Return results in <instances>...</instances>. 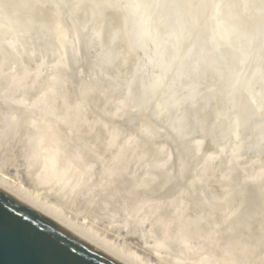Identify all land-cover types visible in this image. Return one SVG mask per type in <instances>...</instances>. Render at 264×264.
Here are the masks:
<instances>
[{"label":"rangeland","instance_id":"rangeland-1","mask_svg":"<svg viewBox=\"0 0 264 264\" xmlns=\"http://www.w3.org/2000/svg\"><path fill=\"white\" fill-rule=\"evenodd\" d=\"M42 1L4 0L3 2V0H0L2 4H0V23L1 18L4 19V21L2 20V28H4L3 23L6 25V22H8L9 26L6 27L4 25L5 29L10 27L11 30L12 28L17 29L20 27L18 28V33L15 34L17 36H14V34L5 35L0 32V176L3 174V176L9 178V183L0 181V184L7 189L16 190V192L18 190L17 187L22 185L28 188L31 193L39 195L38 197L42 201L53 203L59 209L58 212L47 208L33 196L17 192L27 202L61 220L72 230L84 237L86 236V238L91 239L101 247H105L112 254L129 264H189L188 262H190V256L187 257L189 253L179 252L174 247V250L171 249L172 241H166V239H171L165 237L167 231L158 221L155 222L153 220L155 225L152 223L153 221H147L143 224L144 226L142 225V228L140 226H138L140 228L136 227V222L133 226L136 215L140 211L139 209L147 204L148 206L151 204L154 207V217L161 211L171 212L173 208L181 215L190 212L193 216L194 212L199 210L197 213L195 212L198 222L195 223L196 225L192 231L195 235L202 230L200 234L195 235V238L200 239L194 240L192 237H188L187 241H191L192 245L194 244L193 246L196 244V250L198 251L203 250L201 246L204 242H208L207 244L210 243L209 245H211L215 244V240H217V243L221 242L224 246L226 244V252L216 255L217 260L221 264H264V112L261 113L264 109V101H261L262 99L264 100V89H262L264 88V74H262V72L264 73V46L262 52L252 56L253 60L251 59L252 57L249 58L252 61H247L255 68L259 66L262 71L259 67L258 70L260 71L253 68L252 65H249L250 63H245L248 68L243 67L242 63L240 65L241 68L231 69V72H234L232 76H234V79L236 78V80L233 79L234 84L229 79L223 76L220 77L221 73L218 76L217 74L219 73L215 71H210L211 73L208 72L207 74L204 72L202 87L198 89H201V92H198L199 94L197 93L196 96L189 97L190 100L192 98L191 101L183 100L186 96L181 95L176 97H184L183 99L181 98L183 102L175 98V95L173 97L175 99L172 97V99H169L172 94L168 96L170 93L168 94L167 90L163 88L153 89L154 91L159 90L160 94L157 91L156 94L152 92L150 93L151 98L148 99L152 86L149 85V78H147V74L141 68L142 65L139 64V55L131 47L124 31L125 35L122 34L123 32L120 33L122 36L119 35V39L114 42L115 44L113 43L112 45L110 42V45L106 41V46L109 47H104L107 50L102 49V52L96 51V53L93 49L91 51L85 41L81 39H77L74 44L63 49L59 44H54L57 40L55 41L53 30L50 29L53 27L52 22L53 25H57L58 22H66L65 15L63 14L62 16V18L65 17L64 19H60L61 15H59L63 9L60 12L58 11L59 8H62L57 7L60 6V3L57 2L58 0H48L49 2L45 0L46 3L44 2V5ZM9 2L12 3L10 4ZM16 5L18 8L15 7ZM22 5H24L23 7L26 6L27 11L25 8H21ZM12 9L13 11H11ZM18 9L21 10V13L18 12L15 15V11H19ZM7 10H9L10 16ZM23 11L25 13H22ZM116 11L118 12V10H115V14L112 13L111 15L113 20L109 16L107 17L110 18L108 20L111 23H109L108 30L112 29L111 27L114 25H116L115 27L124 28L122 17ZM17 14H20L21 19L18 20ZM23 15L28 16V18L26 16L23 17ZM13 16L14 18H12ZM13 19H15V23ZM19 21H23L21 23L22 26ZM69 21L67 19L70 26L65 25L68 24L67 22L64 25L70 31L69 33L75 36V28L73 32L72 23ZM12 24L15 26L11 27ZM23 25L26 27L22 30L21 27ZM36 25L38 28H36ZM47 25L51 26L46 29ZM28 29L30 33H28ZM39 29H41V33L44 30L45 34H38ZM31 31H34V34ZM29 34L31 35L28 37ZM8 36L12 38H8ZM52 37L54 39H51ZM51 43H53L52 47L50 46ZM135 52L136 54H134ZM102 55L103 57H101ZM109 55H112V58ZM57 60L60 62L57 63ZM217 67L218 65L213 67V69L215 68L216 70ZM242 67L245 71L253 68L254 72L249 69L250 72L258 76L252 78V74L249 71V73L246 72V75L245 71L244 73L241 71L243 70ZM204 69H207V66ZM257 77L258 79L255 80L254 78ZM220 78H223L224 81ZM244 80L247 81L244 82ZM228 82H231V84ZM254 85L256 87H252ZM235 89L236 92L234 93ZM164 90L168 94L165 97V93L161 92ZM259 90H262L261 93ZM259 93L263 96L259 97ZM36 94L41 95L36 97ZM72 94L74 95L72 96ZM254 94L258 95V97H255ZM232 95L234 98H231ZM228 98L230 99L229 101ZM256 98L259 99L256 100ZM162 100L166 103L165 105L161 102ZM178 101L180 105H178ZM157 105L158 107H154ZM165 107L168 109H165ZM233 118L236 120L234 121ZM176 123L179 125L174 127L177 125ZM180 123L182 124L181 126ZM32 132L35 136L31 137ZM93 135L98 137L102 135L104 139ZM84 136L88 140H85ZM30 137L33 140L36 138L40 142L41 149L39 151H37L35 146L36 140L35 142L31 141ZM75 143L77 147H81H78L77 150H81L77 151L78 153L74 150L72 151L84 155L85 166L89 160H92V164H90L91 162L87 163L89 168L96 169L98 165L104 166L103 168L110 174V180L112 179L116 185L118 184L120 188L123 186V189H125L128 184V188L126 186L127 190L125 189V192H121L122 197H119V199L121 198L119 204H121L122 208L119 204L113 205V207L110 204L111 208L109 209L112 210H109L104 203L102 204L98 200L100 197L87 195L89 198L86 194L80 193L79 188L76 189L73 186H68L62 192L58 191L59 194L57 195V190L52 183L38 182V185H34L36 184L34 173L37 170L35 154L38 153L39 161H42L44 156L43 147L56 149L58 147L63 148L65 147L63 145H66L72 146L70 149L76 150L74 148L76 146ZM87 155L92 157L89 158ZM151 156L156 157L152 158ZM86 158L89 159L87 160ZM94 159L95 163L93 164ZM78 164L82 163L79 162ZM108 176L107 179H109ZM121 178L122 181H120ZM134 178H138V181ZM136 181L138 183H135ZM121 182L124 184L127 182V184L124 185ZM133 185L136 187L134 188ZM129 186L132 187L130 188ZM170 190L171 192H169ZM140 191H142L143 195ZM132 193L134 197H132ZM135 194H138L137 197L141 200L139 202L136 200L137 204L141 205L140 208L134 202L135 200L131 199L133 201L132 206L130 205V200H126L131 197L135 198ZM92 198L94 200H91ZM122 198L123 200L126 198V205L122 204L124 202ZM143 199L148 201L145 202ZM192 202L195 203L192 204ZM123 205L126 207H123ZM117 206L121 209L119 207L115 209ZM96 207L101 208L97 209ZM104 208L107 209L106 212L101 210ZM135 208L139 211H136ZM122 209L126 210L122 211ZM135 211L137 214L134 213ZM134 214L135 216H133ZM212 214L216 216H213V218L210 216ZM129 216L134 217V220ZM216 219L219 221H214ZM200 221L202 222L200 223ZM211 222L212 224H210ZM138 230L140 231L139 233ZM105 239L110 242V245L102 241ZM228 246L230 247L229 249ZM243 249L245 250L243 251ZM175 250L182 256L178 257L179 254ZM236 251L238 252L236 253ZM132 254L135 259L128 256ZM183 257L187 260L183 259ZM182 259L188 262H183Z\"/></svg>","mask_w":264,"mask_h":264},{"label":"bare ground","instance_id":"bare-ground-1","mask_svg":"<svg viewBox=\"0 0 264 264\" xmlns=\"http://www.w3.org/2000/svg\"><path fill=\"white\" fill-rule=\"evenodd\" d=\"M42 1V0H40ZM48 1V0H46ZM4 2V0H3ZM2 2V3H3ZM37 2V1H36ZM43 5H44V1ZM41 2V3H42ZM49 2V1H48ZM51 2V1H50ZM58 3H60L59 7H62L61 9L57 8L58 11L60 12V10L63 9V12L59 15H61L60 19H64L66 17V22L67 19L70 20L69 22L72 23V31L74 32V28H75V36H72L68 30V28L65 26H70V24H65L64 22H58V24H54L52 22V26L50 29L53 30V35L55 36V41L56 43L54 44H59L63 49L65 47H68L72 44L75 43V41L78 40H84L85 43L89 46V49L91 51H101L102 49H104V47H109L106 46V41H108L107 43H109L111 45H113V43L118 40L119 35H121L120 33H122L123 31L126 34L127 39L129 40V43L131 45V47L137 52V55H139V64H141V68L143 69L144 73L147 74V78H149V82L152 86V91L149 92V97H147L148 99L151 98V94L150 93H157L159 90H153V89H166L167 93H165L164 91H161L164 94V97L166 96V94L169 97V99H172L175 95V98H177L176 96L181 95V96H186L188 98H184V97H179L177 99H179V101L182 99L183 100H187V101H191L189 99V97H193L196 96L197 93L201 92V89H199V87L201 86L202 78H203V73L205 72L206 74L208 72H218L219 74H217L220 77H225L227 79H229V81H231L233 83V79H234V72H231V69L233 68H241V64L243 65V67H247L245 65L249 64L247 63V61L249 60V58H251L254 55L259 54L260 52H262L263 46H264V0H58ZM10 3V2H9ZM7 3V4H9ZM12 3V2H11ZM10 3V4H11ZM46 3V2H45ZM57 3V4H58ZM1 4V3H0ZM9 4V5H10ZM14 4V3H13ZM35 4V3H34ZM37 4V3H36ZM2 5V4H1ZM25 5V4H24ZM24 5L21 6V8H25L26 10V6L23 7ZM38 5V4H37ZM14 6V5H13ZM39 6V5H38ZM37 6V7H38ZM41 6V4H40ZM17 7V5L15 6ZM20 7V6H19ZM34 7V6H32ZM36 7V6H35ZM56 7V6H54ZM9 8V7H8ZM18 8V7H17ZM7 9V8H6ZM4 9V10H6ZM20 9V8H19ZM18 9V10H19ZM33 9V8H32ZM17 10V9H16ZM48 10V9H47ZM115 10H118V14L120 17H122V21L124 22V28H120V27H115L116 25H114L113 27H111L112 29L108 30L109 28V20L111 18L112 13L115 14ZM13 11V9L11 10ZM27 11V10H26ZM32 11V10H31ZM44 11V10H43ZM9 12V10H7V13ZM20 12L19 11H15V15L16 13ZM248 12V13H247ZM22 13H25L24 11ZM31 13V12H30ZM51 13V12H50ZM63 14L65 15V17L62 18ZM8 15L10 16V14L8 13ZM14 15V14H13ZM18 16V20L21 19L20 18V14H17ZM22 15V14H21ZM46 15V14H45ZM58 15V16H59ZM12 16V15H11ZM26 15H23V17ZM57 16V17H58ZM110 18H107V17ZM114 16V15H113ZM117 16V17H119ZM28 18V16H26ZM37 17V16H36ZM56 17V16H54ZM116 17V16H115ZM14 18V16L12 17ZM46 18V17H45ZM113 18V17H112ZM111 18V19H112ZM25 19V18H24ZM24 19H22L24 21ZM34 19V18H33ZM36 19V18H35ZM40 19V18H39ZM119 19V18H118ZM4 21V19L1 18V23H0V32L1 34H5V35H10V34H14V36H17L15 34L18 33V28L20 27H16L17 29H11L10 27L7 29H5V26H9V24H7L8 22L3 23V27L2 28V22ZM14 23H15V19H13ZM26 20V19H25ZM38 20V17H37ZM55 20V19H54ZM113 20V19H112ZM117 20V19H116ZM7 21V20H6ZM23 21H19V23H23ZM29 22V20H27ZM61 21V20H60ZM63 21V20H62ZM35 22V21H34ZM33 22V24H34ZM41 22V21H40ZM121 22V21H120ZM27 23V22H26ZM25 23V24H26ZM36 23V22H35ZM42 23V22H41ZM44 23V22H43ZM48 23V22H47ZM17 24V23H16ZM39 24V23H38ZM37 24V25H38ZM45 24V23H44ZM65 24V25H64ZM111 24V23H110ZM5 25V26H4ZM19 25V24H17ZM16 25V26H17ZM28 25V24H27ZM36 25V28H38ZM122 25V24H121ZM120 25V26H121ZM14 27L15 25H11V27ZM20 26V25H19ZM22 26V24H21ZM35 26V25H34ZM39 26V25H38ZM48 26L51 25H47L46 29H48ZM111 26V25H110ZM26 27L25 25H23V28ZM122 27V26H121ZM2 28V29H1ZM40 28V26H39ZM45 28V26H44ZM43 28V29H44ZM34 29V28H33ZM49 29V30H50ZM21 30V29H20ZM21 30V31H22ZM26 30V29H25ZM41 29H39L38 34H45L44 30L41 33L40 31ZM3 31V32H2ZM14 31V33H12ZM46 31V30H45ZM48 31V30H47ZM51 31V30H50ZM23 32V31H22ZM21 32V33H22ZM34 32V31H33ZM32 31L31 33L34 34ZM36 32V31H35ZM124 32L122 34H124ZM26 33V32H25ZM28 33L29 29H28ZM47 33V32H46ZM49 33V32H48ZM73 33V34H74ZM51 34V33H50ZM124 34V35H125ZM24 35V34H23ZM31 34L28 35V37ZM36 35V34H35ZM12 36V35H11ZM11 36H8V38H12ZM13 36V37H14ZM22 36V35H19ZM27 36V34H26ZM24 36V37H26ZM33 36V35H32ZM37 36V35H36ZM45 36V35H44ZM122 36V35H121ZM120 36V37H121ZM6 37V36H5ZM23 37V36H22ZM39 37V36H37ZM34 37V38H37ZM41 37V35H40ZM48 37V36H47ZM33 38V37H32ZM31 38V39H32ZM43 38V37H42ZM53 37L51 39H54ZM83 38V39H82ZM122 38V37H121ZM24 40V38H22ZM21 39V40H22ZM30 39V38H29ZM121 41V40H120ZM20 42V41H19ZM26 42V41H24ZM111 42V43H110ZM118 43V42H117ZM128 43V42H127ZM22 44V43H21ZM26 45V43H24ZM53 43L50 44V46ZM78 44V43H77ZM115 44V43H114ZM39 45V44H38ZM37 45V46H38ZM19 46V45H18ZM36 46V45H35ZM34 46V47H35ZM55 46V45H53ZM8 48V46H6ZM52 47V46H51ZM31 48V46H30ZM36 48V47H35ZM46 48V47H45ZM50 48V47H49ZM61 48V50H62ZM112 48V47H111ZM4 49V48H3ZM11 49V48H9ZM25 49V48H24ZM37 49V48H36ZM41 49V48H40ZM54 49V48H53ZM56 49V48H55ZM60 49V48H59ZM72 49V48H71ZM70 49V51H72ZM93 49V50H92ZM107 50V48H105ZM104 49V50H105ZM263 49V50H262ZM17 50V49H16ZM47 50V49H46ZM51 51V49H49ZM67 50V49H66ZM59 51V50H58ZM75 51V50H74ZM31 52V50H30ZM102 52V51H101ZM129 52V51H128ZM136 52L134 54H136ZM4 53V52H3ZM7 53V51H6ZM14 53V52H13ZM49 53V52H48ZM47 53V54H48ZM54 53V52H53ZM92 53V52H91ZM97 53V52H96ZM93 53V54H96ZM11 54V53H10ZM8 54V55H10ZM50 54V53H49ZM14 55V54H13ZM40 55V53H39ZM7 56V55H6ZM53 56V55H52ZM110 57L112 55H109ZM132 56V55H131ZM4 57V56H3ZM2 57V58H3ZM103 57V55L101 56ZM108 57V56H107ZM11 58V57H10ZM27 58V57H26ZM106 58V57H105ZM112 58V57H111ZM114 58V57H113ZM1 59V58H0ZM14 59V58H13ZM25 59V57H24ZM55 59V58H54ZM96 59V58H95ZM101 59V58H99ZM104 59V58H102ZM116 59V58H115ZM253 60V57L251 58ZM249 61H252V60ZM37 60V59H36ZM39 60V59H38ZM98 60V58H97ZM105 60V59H104ZM113 60V59H111ZM255 60V59H254ZM12 61V60H11ZM115 61V60H114ZM2 62V60H1ZM32 62V61H31ZM53 62V61H52ZM60 61L57 60V63H59ZM113 62V61H112ZM110 62V63H112ZM11 63V62H10ZM35 63V62H34ZM38 63V62H37ZM54 64H56L55 62H53ZM129 63V62H127ZM253 63V62H252ZM15 65V64H14ZM17 65V64H16ZM19 65V64H18ZM35 65V64H34ZM38 65V64H37ZM36 65V66H37ZM131 65V64H130ZM138 65V64H137ZM216 65H218L217 69L215 70V68L213 69V67H215ZM249 65H252L251 63ZM207 66V69H204V67ZM7 67V66H6ZM28 67V66H27ZM33 67V66H32ZM69 67V66H68ZM74 67V66H73ZM124 67V66H123ZM242 67V69H243ZM250 67V66H249ZM253 67V65H252ZM257 67V66H256ZM259 67V66H258ZM258 67L255 68L256 70H258ZM10 68V67H9ZM16 68V67H15ZM101 68V66H100ZM248 68V67H247ZM252 68V69H253ZM260 68V67H259ZM13 69V67H12ZM20 69V68H19ZM18 69V70H19ZM72 69V68H71ZM103 69V68H102ZM141 69V70H142ZM250 69V68H249ZM247 69L249 72L250 70L253 71L252 69ZM254 69V70H255ZM11 70V69H10ZM31 70V69H30ZM29 70V71H30ZM218 70V71H217ZM261 70V68H260ZM258 70V71H260ZM244 73V69L241 70ZM245 71V74L247 75ZM257 71V72H258ZM262 71V70H261ZM108 72V71H107ZM210 72V73H211ZM248 72V73H249ZM254 72V71H253ZM106 73V72H105ZM142 73V72H141ZM204 73V74H205ZM221 73V74H220ZM59 74V73H56ZM74 74V73H73ZM98 74V73H97ZM145 74V75H146ZM244 74V75H245ZM250 74H252V78L254 76H258V75H254L253 73L250 72ZM258 74V73H257ZM262 74H264L262 72ZM13 75V73H12ZM16 75V74H15ZM67 75V74H66ZM94 75V74H93ZM216 75V76H217ZM245 75V76H246ZM249 75V74H248ZM122 76V75H121ZM217 76V77H218ZM250 76V75H249ZM58 77V76H57ZM66 77V76H65ZM75 77V76H74ZM244 77V76H243ZM247 77V76H246ZM245 77V79H246ZM251 77V76H250ZM261 77V76H260ZM122 78V77H121ZM125 78V77H124ZM130 78V77H129ZM205 78V77H204ZM224 78V79H225ZM251 78V79H252ZM44 79V78H43ZM69 79V78H68ZM120 79V78H119ZM221 80H223V78H220ZM219 79V80H220ZM226 79V81H227ZM248 79V78H247ZM255 80L258 79L254 78ZM47 80V78H46ZM204 80V79H203ZM236 80V78L234 79ZM249 80V79H248ZM261 80V79H260ZM72 81V80H70ZM124 81V79H123ZM224 81V80H223ZM247 80H244V82ZM258 81V80H257ZM78 82V81H77ZM102 82V81H101ZM231 82H228L231 84ZM261 82V81H260ZM223 83V82H222ZM43 84V83H42ZM83 84V83H82ZM221 84V83H220ZM228 84V85H230ZM234 84V83H233ZM235 84H237L235 82ZM240 84V83H238ZM248 84V83H247ZM245 84V85H247ZM253 84V83H252ZM257 84H259L257 82ZM44 85V84H43ZM70 85V84H69ZM95 85V84H94ZM118 85V84H117ZM217 85V83H216ZM42 86V85H41ZM63 86V85H62ZM114 86V85H113ZM140 86V85H139ZM144 86V85H143ZM150 86V87H151ZM227 86V85H226ZM258 86V85H257ZM71 87V86H70ZM126 87V86H125ZM142 87V86H141ZM149 87V86H148ZM251 87V86H249ZM252 87H256L255 85ZM62 88V87H61ZM109 88V87H108ZM113 88V87H112ZM128 88V87H127ZM221 88V87H220ZM229 88V87H228ZM262 88V87H261ZM39 89V88H38ZM69 89V88H68ZM264 89V88H262ZM128 90V89H126ZM198 90V91H197ZM42 91V90H41ZM72 91V90H71ZM74 91V90H73ZM76 91V90H75ZM110 91V90H109ZM157 91V92H156ZM262 90H259V92L261 93ZM65 92V91H64ZM147 92V91H146ZM145 92V94L147 95V93ZM160 92V91H159ZM158 92V93H159ZM229 92V91H228ZM234 93L236 92L233 91ZM257 92V91H254ZM41 93V92H39ZM198 93V94H199ZM230 93V92H229ZM232 93V92H231ZM230 93V94H231ZM259 93V95H260ZM42 94V93H41ZM39 94V95H41ZM66 94V93H64ZM144 94V95H145ZM160 94V93H159ZM233 94V93H232ZM30 95V94H29ZM38 94H36L37 97ZM38 95V97H39ZM74 94H72L73 96ZM119 95V94H118ZM137 95V94H136ZM142 95V94H141ZM158 95V94H157ZM163 95V94H161ZM235 95V94H234ZM255 97H258V95L256 96V94H254ZM70 96V95H69ZM128 96V95H125ZM229 96V95H228ZM263 95H260L259 97H261ZM172 97V98H171ZM234 98V96L232 95L231 98ZM253 97V96H252ZM264 97V96H263ZM135 98V97H134ZM133 98V99H134ZM159 99V95L157 97ZM173 98V99H175ZM182 98V99H181ZM129 99V98H128ZM141 99V98H140ZM147 99V100H148ZM189 99V100H188ZM259 99V98H258ZM256 98V100H258ZM73 100V99H72ZM168 101V99H166ZM218 100V99H217ZM230 99L228 98V101ZM261 100V98H260ZM259 100V101H260ZM98 101V100H97ZM116 101V100H115ZM131 101V100H130ZM159 101V100H158ZM157 101V102H158ZM179 101L177 102L178 105H180ZM180 101V102H181ZM234 101V100H233ZM261 101H264L263 99ZM96 102V101H95ZM105 102V101H104ZM129 102V101H128ZM136 102V101H135ZM162 103L163 100L161 101ZM160 102V103H161ZM175 102V101H173ZM183 102V101H182ZM215 102V101H214ZM153 103V102H152ZM156 103V102H155ZM161 103V104H162ZM176 103V102H175ZM188 103V102H187ZM166 103H164L165 105ZM171 104V103H170ZM183 104V103H181ZM220 104V103H219ZM232 104V103H231ZM60 105V104H59ZM151 105V104H150ZM169 105V103H168ZM174 105V104H173ZM187 105V104H186ZM264 105V104H263ZM104 106V105H102ZM116 106V105H115ZM118 106V105H117ZM149 106V105H148ZM167 106V105H166ZM172 106V105H171ZM100 107V106H99ZM112 107V106H111ZM152 107V105H151ZM154 107H158L154 106ZM160 107V106H159ZM215 107V106H214ZM121 108V107H120ZM172 108V107H171ZM170 108V109H171ZM180 108V107H179ZM183 108V106H182ZM230 108V107H228ZM156 109V108H155ZM165 109H168L165 107ZM154 111V110H153ZM164 111V110H163ZM228 111V110H227ZM226 111V112H227ZM234 111V110H232ZM261 111V109H260ZM150 112V111H149ZM171 112V111H170ZM189 112V111H188ZM230 112V110H229ZM264 112L261 111V113ZM56 113V112H55ZM99 113V112H98ZM153 113V112H152ZM220 113V112H219ZM144 114H146L144 112ZM162 114V113H161ZM170 114V113H169ZM176 114V113H175ZM196 114V113H195ZM230 114V113H228ZM148 115V114H147ZM178 115V113H177ZM192 115V114H191ZM227 115V114H226ZM150 116V115H149ZM190 116V115H189ZM200 116V115H198ZM212 116V115H211ZM144 117V115H143ZM195 117V116H194ZM197 117V116H196ZM201 117V116H200ZM216 117V116H215ZM234 117V116H233ZM239 117V116H238ZM262 117V116H261ZM213 118V117H212ZM218 118V117H217ZM103 119V118H102ZM193 119V118H192ZM197 119V118H196ZM232 119V118H230ZM234 121L236 120L235 118H233ZM142 120V119H141ZM239 120V119H237ZM130 121V120H129ZM191 121V119H190ZM196 121V120H195ZM230 121V120H229ZM118 122V121H117ZM132 122V121H131ZM145 122V121H144ZM135 123V122H134ZM137 123V122H136ZM209 123V122H208ZM231 123V122H230ZM240 123V122H239ZM126 124V123H125ZM141 124V123H140ZM150 124V123H149ZM153 124V123H152ZM177 124V123H176ZM223 124V123H222ZM232 124V123H231ZM238 124V123H237ZM179 124H177L174 127H177ZM182 124L180 123V126ZM234 125V123H233ZM90 126V125H89ZM155 126V125H154ZM179 126V127H180ZM228 126V125H227ZM91 127V126H90ZM129 127V125H128ZM178 127V128H179ZM233 127V126H232ZM138 128V127H137ZM130 130V128H128ZM132 129V128H131ZM235 129V128H234ZM134 130V128H133ZM230 130V129H229ZM239 130V128H238ZM92 131V130H90ZM98 131V130H97ZM96 131V133H97ZM27 132V131H26ZM128 132V131H127ZM186 132V130H185ZM28 133V132H27ZM27 133H25L27 135ZM33 133V132H32ZM31 133V134H32ZM114 133V132H113ZM135 133V132H134ZM231 133V132H230ZM239 133V131H238ZM261 133V132H260ZM24 134V133H23ZM29 134V133H28ZM87 134V133H85ZM99 134V133H98ZM97 134V135H98ZM112 134V133H111ZM237 134V133H235ZM253 134V133H252ZM84 135V134H83ZM93 135L94 137H98V136ZM104 135V134H103ZM254 135V134H253ZM32 136H35V134L33 133ZM86 136V135H85ZM84 136V138H85ZM100 137L98 138H103L102 135H99ZM102 136V137H101ZM106 136V135H105ZM113 136V135H112ZM230 137V135H228ZM30 140L34 141L33 138ZM87 137V136H86ZM225 137V136H224ZM223 137V138H224ZM232 137V136H231ZM245 137V136H244ZM219 138V137H218ZM234 138V136H233ZM253 138V137H252ZM87 138H85L86 140ZM94 139V138H93ZM104 139V138H103ZM108 139V138H107ZM203 139V138H202ZM232 139V138H231ZM239 139V138H238ZM88 140V139H87ZM197 140V139H196ZM222 140V139H221ZM220 140V141H221ZM236 140V139H235ZM102 141V140H101ZM107 141V140H106ZM105 141V142H106ZM117 141L119 142V140L117 139ZM89 142V141H88ZM103 142V141H102ZM107 144V143H106ZM105 144V145H106ZM34 145V143H33ZM76 145V143H75ZM73 145V146H75ZM103 145V146H105ZM142 145V144H140ZM193 145V144H192ZM256 145V144H255ZM36 149L37 151H39L41 149L40 147V142H38L36 140ZM65 147L63 148H56V149H50V148H44V156L42 158V161H39V155L35 154L36 156V163H37V170L36 173H34L35 177H34V181L36 184H34L35 186L38 185V182H48V183H52V185L56 188V193L57 195L59 194L58 191L62 192L64 189H66L68 186H73L76 189H78L80 191V193L82 192V194H86L87 195H95L96 197L98 196V198L100 197L101 203L107 206V208H111L113 207V205H118L119 204V197H122L121 192H125L124 190L126 189V186L128 185L127 182L126 184L125 181L124 185L125 189H123L124 187L122 186V188H120L118 186V184L116 185L114 183V181H112V179L110 180V174L106 172V169H104L101 165L98 167H96V169L94 168H89L87 166V163L91 162L90 160L86 163L85 166V162H84V155H80L77 154L79 152V150L77 148H81L80 146L77 147V145L74 147L75 149H70V147L72 146H66L63 145ZM108 146V145H106ZM145 146V145H144ZM149 146V145H148ZM147 147V146H146ZM154 147V146H152ZM181 147V146H180ZM209 147V146H208ZM250 147V146H249ZM256 147V146H254ZM101 148V147H100ZM106 148V147H105ZM104 148V149H105ZM148 148V147H147ZM151 148V147H150ZM182 148V147H181ZM96 149V148H95ZM103 149V148H102ZM144 149V148H143ZM178 149V148H177ZM207 149V147H206ZM248 149V148H247ZM259 149V148H258ZM78 151L77 153H75L74 151ZM141 150V148H140ZM150 150V149H149ZM148 150V152H149ZM176 150V149H175ZM186 150V149H185ZM188 150V149H187ZM209 150V149H208ZM208 150H206L208 152ZM252 150V149H251ZM263 150V149H262ZM95 151V150H94ZM106 151V150H105ZM183 151V150H182ZM264 151V150H263ZM81 153L84 151H80ZM97 152V151H96ZM102 152V150H101ZM110 152V151H109ZM108 152V153H109ZM159 152V151H158ZM181 152V150H180ZM190 152V151H189ZM253 152V151H252ZM85 153V152H84ZM87 153V152H86ZM182 153V152H181ZM264 153V152H263ZM102 154V153H99ZM111 154V152H110ZM158 154V153H157ZM190 154V153H188ZM106 155V154H105ZM109 155V154H108ZM107 155V156H108ZM153 155V154H152ZM157 156V155H156ZM153 156V157H156ZM186 156V155H185ZM87 157H89V155H87ZM92 156H90L89 158H91ZM109 157V156H108ZM112 157V156H111ZM152 157V156H151ZM152 157V158H153ZM183 157V156H180ZM83 158V160H82ZM89 158H86L87 160ZM115 158V157H114ZM187 158V157H186ZM110 159V158H108ZM113 159V158H111ZM104 161V160H103ZM82 163V164H78V163ZM95 163V159L93 164ZM92 164V162L90 163ZM96 165V166H97ZM92 166V165H91ZM143 166V165H142ZM87 167V168H86ZM94 167V165H93ZM111 167V166H110ZM110 167H108L110 169ZM112 168V167H111ZM35 171V170H34ZM112 171V170H111ZM169 171V170H168ZM143 172V171H142ZM152 172V171H150ZM149 173V172H148ZM154 173V171H153ZM2 176H0V181L2 183H9V178L6 176H3V174H1ZM33 175V176H34ZM107 175L109 179H107ZM145 175V174H144ZM153 176V175H152ZM32 177V176H31ZM33 178V177H32ZM31 178V179H32ZM119 178V177H118ZM130 178V177H129ZM135 179V178H134ZM138 179V178H137ZM135 179V180H137ZM142 179V178H141ZM150 179H152L150 177ZM148 178V180H150ZM236 179V178H235ZM134 180V181H135ZM180 180V179H179ZM238 180V179H237ZM236 180V181H237ZM33 181V179H32ZM33 181V182H34ZM122 181V178L121 180ZM132 181V180H131ZM138 181V180H137ZM135 183H138V182ZM143 181V180H142ZM235 181V182H236ZM11 182V181H10ZM133 182V181H132ZM140 182V181H139ZM147 182V181H146ZM141 183V182H140ZM33 184V183H32ZM131 184V183H130ZM134 184V182H133ZM5 185V184H4ZM132 185V184H131ZM239 185V184H238ZM13 186V185H12ZM35 186H33L35 188ZM52 186V187H53ZM57 186V187H56ZM16 187V186H14ZM130 188L132 186H129ZM134 187V185H133ZM136 187V186H135ZM134 187V188H135ZM39 189V187H37ZM74 188V189H75ZM128 188V186H127ZM129 188V189H130ZM173 188V187H172ZM171 188V189H172ZM235 188V186H234ZM17 192H22L25 195H29V196H33L36 200H38L39 202H41V204H43L44 206H46L49 209H53V211L58 212V208L53 204V203H49L46 201H42L40 197H38L36 194L31 193V191H29L28 188L20 185L17 187ZM46 189V188H45ZM69 189V188H68ZM75 189V190H76ZM0 190L5 192L7 195L13 197L14 199H16L17 201L23 203L24 205L30 207L31 209L37 211L38 213H40L41 215L45 216L46 218H48L49 220L55 222L57 225L61 226L62 228H64L65 230H67L68 232L74 234L75 236L79 237L80 239H82L83 241L87 242L89 245L95 247L98 251H100L101 253L105 254L107 257L111 258L112 260L116 261L119 264H129L126 261H123L122 259H120L119 257L115 256V254H112V252H110L109 250L105 249V247H101L99 244H97L96 242H93L91 239L86 238V236L84 237L83 235L79 234L78 232L72 230L70 227H68L65 223H63L61 220L56 219L55 217L47 214L46 212L42 211L41 209L37 208L36 206H34L33 204L27 202L26 200H24L22 197L19 196V194L16 192V190H10L5 188L2 184H0ZM127 190V189H126ZM131 190V189H130ZM142 190V189H141ZM169 190V189H168ZM250 190V189H249ZM135 191V190H134ZM37 192V191H35ZM54 192V191H53ZM78 192V191H77ZM142 193V191H140ZM171 192V190L169 191ZM127 193V192H126ZM55 194V193H54ZM62 194V193H61ZM64 194V193H63ZM78 194V193H77ZM127 195V194H125ZM124 195V196H125ZM132 197H134V194L132 193ZM136 195V194H135ZM138 195V194H137ZM136 195V199L135 198H122V204H125V199L126 200H130V205L132 204V202H136V200H139V198ZM143 195V193H142ZM145 195V194H144ZM148 195V193H147ZM22 196V195H21ZM70 196V195H69ZM76 196V195H75ZM150 196V195H148ZM249 196V195H248ZM60 197V196H59ZM65 197V196H64ZM89 197V196H87ZM129 197V196H127ZM58 198V197H56ZM71 198V197H70ZM85 198V197H84ZM90 198V197H89ZM138 198V199H137ZM141 198V197H140ZM181 198V197H180ZM183 198V197H182ZM186 198V197H185ZM34 199V200H35ZM76 199V198H75ZM88 199V198H87ZM95 199V197H94ZM93 198L91 200H94ZM131 199L133 201H131ZM149 199V198H148ZM184 199V198H183ZM90 200V199H88ZM96 200V199H95ZM190 200V199H189ZM77 201V200H76ZM87 201V200H86ZM143 201L147 202L145 199H143ZM142 201V203H143ZM179 201V200H178ZM83 202V201H82ZM81 202V203H82ZM97 202V201H96ZM238 202V201H237ZM84 203V202H83ZM88 203V202H87ZM98 203H100L98 201ZM97 203V205H98ZM195 203V202H194ZM192 202V204H194ZM90 204V203H89ZM108 204V205H107ZM110 204H112V206L110 207ZM135 204V203H134ZM137 204V202H136ZM179 204V203H178ZM191 204V203H190ZM94 205V202H93ZM121 207V204H119ZM126 205V204H125ZM123 205V207L125 206ZM138 205V204H137ZM145 205V204H144ZM196 205V204H195ZM194 205V206H195ZM109 206V207H108ZM132 206V205H131ZM139 206V205H138ZM141 206V205H140ZM139 206V208H140ZM143 206V204H142ZM104 207V206H103ZM116 207V206H115ZM119 206H117L118 209ZM119 207V209H121ZM126 207V206H125ZM129 207V204H128ZM135 207V206H134ZM193 207V206H192ZM95 208V207H94ZM97 208V207H96ZM101 208V207H98ZM97 208V209H98ZM106 208V207H105ZM101 209L103 212H106L107 209ZM180 208V207H179ZM178 208V209H179ZM188 208V207H187ZM191 208V207H189ZM197 208V206H196ZM130 209V208H129ZM132 209V208H131ZM134 209V208H133ZM136 209V208H135ZM192 209V208H191ZM199 209V206H198ZM83 210V209H82ZM92 210V209H91ZM112 210V209H109ZM126 209H122V211H125ZM128 210V209H127ZM138 209H136L137 211ZM140 210V211H139ZM138 211V215H136L137 217L134 220V217L132 218V216L130 218H132L133 220H131L133 222V226L134 224L137 223V225H135L136 227L140 226L142 228V225L145 224L147 221H158L159 223H161L164 227V229L167 231V235H163L168 239L171 240H167L168 242H171L172 248H177V250H179V252H183V253H189L187 255L190 256V262L185 261L187 259H185V257H183V259H185L183 262H188L189 264H221V262H219L216 258L217 254H223L224 252H226V247L227 245L225 244V246L223 244L217 243L218 241L215 240V244H207L206 242L203 243V245L201 247H203V250H196V244L195 246L192 245L191 241H187L188 237H192V239H200V238H195V235L197 236V234L201 233V231L199 230H195V231H199L197 234L194 235L192 229L193 227L196 225L195 223L198 222V218L195 217V215L197 216V214H195L194 212V216L193 214H191L190 212H187L186 214H180L179 212L175 211V209H171V212H167V211H161L159 214H157L155 217L153 216V212H154V207L151 206V204L148 206L145 205L143 206L141 209H139ZM174 210V211H173ZM195 210V209H194ZM193 210V211H194ZM204 210V209H202ZM136 211L134 213H136ZM199 211V210H198ZM197 211V212H198ZM208 211V210H207ZM196 212V213H197ZM209 212V211H208ZM212 212V211H211ZM117 213V211H116ZM124 213V212H122ZM201 213V212H199ZM207 213V212H206ZM109 214V213H108ZM115 214V213H114ZM137 214V213H136ZM205 214V213H204ZM124 215V214H123ZM122 215V216H123ZM126 215V214H125ZM111 216V215H110ZM116 216V215H115ZM120 216V215H119ZM135 216V214L133 215ZM211 217H213L214 215H210ZM216 216V215H215ZM214 216V217H215ZM113 217V216H111ZM127 217V216H126ZM125 217V218H126ZM213 217V218H214ZM127 219V218H126ZM128 220V219H127ZM150 221V222H151ZM152 222L153 224L155 222ZM214 221H219V220H214ZM136 222V223H135ZM202 221H200L201 223ZM158 223V224H159ZM199 223V224H200ZM124 224V223H123ZM212 224V222L210 223ZM127 225V223H126ZM125 225V226H126ZM155 225V224H154ZM160 225V224H159ZM144 226V225H143ZM212 226V225H211ZM129 227V226H128ZM138 227V228H140ZM197 227V226H196ZM199 227V226H198ZM197 227V228H198ZM131 228V227H130ZM144 228V227H143ZM154 228V227H153ZM157 228V226H156ZM200 228V227H199ZM136 229V228H134ZM164 229H163V234H164ZM212 229V228H211ZM132 230V229H130ZM140 230V229H139ZM138 230V233L140 232ZM144 230V229H143ZM129 231V230H128ZM134 231V230H133ZM142 231V230H141ZM161 231V229H160ZM194 231V232H195ZM93 232V231H92ZM137 232V231H136ZM204 233V232H203ZM222 235V234H221ZM95 236V235H94ZM207 236V235H206ZM215 236V235H214ZM219 236V235H217ZM202 238V237H201ZM208 238V236H207ZM219 238V237H218ZM217 238V239H218ZM220 239V238H219ZM206 241V239H204ZM222 240V239H220ZM219 240V241H220ZM225 240V239H224ZM104 243L109 244L110 242L105 239L102 240ZM208 241V240H207ZM227 241V240H226ZM198 242H200L198 240ZM197 242V244L199 245V243ZM211 242V240H210ZM196 243V241H195ZM169 244V243H168ZM110 245V244H109ZM201 245V244H200ZM169 246V245H168ZM225 247V248H224ZM230 247L228 246V249ZM170 249V248H169ZM227 249V250H228ZM174 250V249H173ZM245 249H243L244 251ZM248 250V249H247ZM167 251V250H166ZM176 251V250H175ZM242 251V252H243ZM177 252V251H176ZM238 251H236L237 253ZM174 253V251H173ZM178 253V252H177ZM179 254V253H178ZM174 255V254H173ZM177 255V254H176ZM215 255V256H214ZM131 258H134L133 254L132 255H128ZM169 256V255H168ZM178 256V255H177ZM182 256L181 254H179L178 257ZM177 257V258H178ZM186 257V258H187ZM188 258V259H189ZM135 259V258H134ZM173 259V258H170ZM181 259V258H180ZM242 259V258H241ZM137 260V259H136ZM179 260V259H177ZM180 261V262H182ZM251 261V260H250ZM176 262V261H175ZM241 262V261H240ZM253 263V262H252ZM176 264V263H175ZM180 264V263H179ZM187 264V263H184Z\"/></svg>","mask_w":264,"mask_h":264},{"label":"water","instance_id":"water-1","mask_svg":"<svg viewBox=\"0 0 264 264\" xmlns=\"http://www.w3.org/2000/svg\"><path fill=\"white\" fill-rule=\"evenodd\" d=\"M0 264H119L0 190Z\"/></svg>","mask_w":264,"mask_h":264}]
</instances>
